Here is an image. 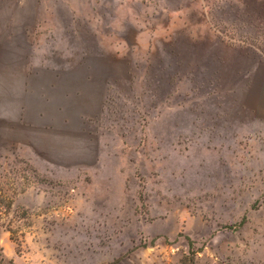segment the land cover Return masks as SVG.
<instances>
[{
    "label": "rangeland",
    "instance_id": "374dc122",
    "mask_svg": "<svg viewBox=\"0 0 264 264\" xmlns=\"http://www.w3.org/2000/svg\"><path fill=\"white\" fill-rule=\"evenodd\" d=\"M67 67L103 103L41 152ZM2 68L0 264H264V0H0Z\"/></svg>",
    "mask_w": 264,
    "mask_h": 264
},
{
    "label": "crops",
    "instance_id": "0c3cea01",
    "mask_svg": "<svg viewBox=\"0 0 264 264\" xmlns=\"http://www.w3.org/2000/svg\"><path fill=\"white\" fill-rule=\"evenodd\" d=\"M38 70L40 71L35 72L37 75L30 79L31 84H34V94L32 93L27 103V111L34 114V136L42 139L40 143L44 139L45 146H49L47 149H41V152H70L71 149L65 145V140L77 137L84 127L86 117L101 109L104 99L101 85L91 82L88 86L84 67ZM0 74V82L10 84L15 92L17 89L22 90L24 82L16 70L2 68ZM16 84H19L17 89ZM257 89H261L259 82ZM7 104L13 106L12 112L15 116L21 104Z\"/></svg>",
    "mask_w": 264,
    "mask_h": 264
},
{
    "label": "trees",
    "instance_id": "16d2710c",
    "mask_svg": "<svg viewBox=\"0 0 264 264\" xmlns=\"http://www.w3.org/2000/svg\"><path fill=\"white\" fill-rule=\"evenodd\" d=\"M26 190H27V189H23V190H22V193H24ZM10 205H11V201H9V208H10ZM11 233H12V232H11ZM12 240H13V238H12Z\"/></svg>",
    "mask_w": 264,
    "mask_h": 264
}]
</instances>
